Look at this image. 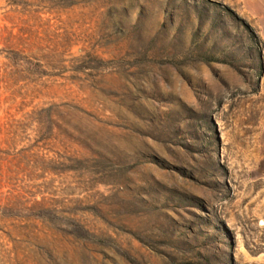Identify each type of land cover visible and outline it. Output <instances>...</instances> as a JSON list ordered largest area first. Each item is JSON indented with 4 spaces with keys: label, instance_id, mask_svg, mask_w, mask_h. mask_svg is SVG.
Masks as SVG:
<instances>
[{
    "label": "rangeland",
    "instance_id": "1",
    "mask_svg": "<svg viewBox=\"0 0 264 264\" xmlns=\"http://www.w3.org/2000/svg\"><path fill=\"white\" fill-rule=\"evenodd\" d=\"M0 264H264V0H0Z\"/></svg>",
    "mask_w": 264,
    "mask_h": 264
}]
</instances>
